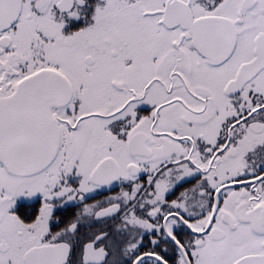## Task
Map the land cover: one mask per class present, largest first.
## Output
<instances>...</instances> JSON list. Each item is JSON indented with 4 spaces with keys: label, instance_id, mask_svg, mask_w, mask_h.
Wrapping results in <instances>:
<instances>
[{
    "label": "snow or ice",
    "instance_id": "obj_1",
    "mask_svg": "<svg viewBox=\"0 0 264 264\" xmlns=\"http://www.w3.org/2000/svg\"><path fill=\"white\" fill-rule=\"evenodd\" d=\"M0 264H264V0H0Z\"/></svg>",
    "mask_w": 264,
    "mask_h": 264
}]
</instances>
